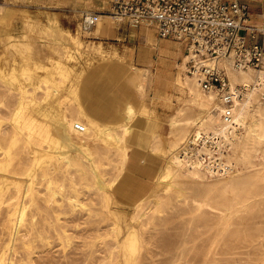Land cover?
I'll use <instances>...</instances> for the list:
<instances>
[{
    "label": "rangeland",
    "instance_id": "1",
    "mask_svg": "<svg viewBox=\"0 0 264 264\" xmlns=\"http://www.w3.org/2000/svg\"><path fill=\"white\" fill-rule=\"evenodd\" d=\"M112 1L0 0V264H264V200L245 207L217 241L200 234L205 218L193 222L183 200L166 198V186L157 193L160 210L135 217L142 192L168 165L173 115L198 108L189 103L186 80H193L180 41L166 40L173 48L161 49L153 72L134 65L129 48L100 39L105 22L118 21L103 17L82 28L85 13L106 12ZM147 27L155 45L159 37ZM133 67L145 82L141 99L128 81ZM93 78L119 117H98ZM98 178L107 188H98Z\"/></svg>",
    "mask_w": 264,
    "mask_h": 264
},
{
    "label": "bare ground",
    "instance_id": "2",
    "mask_svg": "<svg viewBox=\"0 0 264 264\" xmlns=\"http://www.w3.org/2000/svg\"><path fill=\"white\" fill-rule=\"evenodd\" d=\"M179 43L183 45V42ZM185 59L187 61V54ZM220 65L225 67L232 87L238 84L246 87L243 96L235 101L232 117L230 119L224 117L226 106L218 94L213 91H205L198 82L197 76L188 73L194 81L186 80L190 90V102H188L195 105L198 112L196 115L189 112L187 108L182 107L183 104L182 108L173 115L170 122L174 137L166 150L169 159L168 165L161 170L158 182L147 185L146 191L142 192L139 201L138 198H135L138 201L135 206V217H140L141 220V217L145 215L146 208L160 210L163 198L157 193L163 191L162 186H166V198L175 202L183 200L186 206H189L187 207L192 221L197 218H205L204 221L198 223L200 228L201 226L205 228L200 231V234H206L213 241L224 238L233 219L238 217L245 207L264 200V77L252 67L239 68L235 66L229 57L221 59ZM186 66L184 68H187ZM139 69V67H134V72ZM179 77L181 78L180 75ZM133 78L138 93L144 97L146 92L144 80L139 75L138 77L133 76ZM199 88L206 97L199 94L197 90ZM126 107L129 109L127 111L128 119L134 117L132 104L130 103ZM123 128L126 130V127ZM114 135L116 138H122L123 132H116ZM224 148L228 150L227 154L223 153ZM152 149L157 152L161 150V146L154 143ZM77 151L79 152V149ZM215 151L221 152V158H214L213 152ZM257 156H260L262 160H257ZM124 161L121 158L120 170L124 168ZM231 161L235 162L234 169H230ZM104 167L102 166V168ZM105 168L107 169V167ZM96 181L98 188H107V182L104 179L98 178ZM106 257L108 258V256Z\"/></svg>",
    "mask_w": 264,
    "mask_h": 264
},
{
    "label": "built area",
    "instance_id": "3",
    "mask_svg": "<svg viewBox=\"0 0 264 264\" xmlns=\"http://www.w3.org/2000/svg\"><path fill=\"white\" fill-rule=\"evenodd\" d=\"M102 16L151 26L159 38L183 42L187 72L205 91L218 94L227 119L246 87L231 86L220 60L229 57L235 66L252 67L264 77V26L247 23L248 6L240 0H113L106 12L85 13L82 28L92 29Z\"/></svg>",
    "mask_w": 264,
    "mask_h": 264
},
{
    "label": "crops",
    "instance_id": "4",
    "mask_svg": "<svg viewBox=\"0 0 264 264\" xmlns=\"http://www.w3.org/2000/svg\"><path fill=\"white\" fill-rule=\"evenodd\" d=\"M241 2L245 3L248 6L249 11V18L247 23L251 26H255L257 28H261L264 26V0H240ZM263 15V16H262ZM114 26H111L108 22H105V28L101 33V38L105 44L108 46H114L118 50L125 51V48H129V50L135 53L133 57L134 65H139L143 68L151 67L155 68L153 72L157 71V68L160 66V56H161V49L167 47L168 49L172 50L173 46L167 44L166 40L163 38H157L155 40V45L149 42V36L153 33L152 28H148L146 25H136L132 24L127 21L113 23ZM156 33V32H155ZM260 39L262 37L260 36ZM179 43V42H177ZM182 45L181 43H179ZM183 52L186 53V49L184 44ZM138 52V53H137ZM173 58H180V54H173ZM162 65V64H161ZM134 70V67H133ZM132 70V71H133ZM119 68H114L113 71H110L117 76L119 73ZM134 71L130 75L128 81L129 84L134 88L138 97L139 96L135 85L132 84L131 78L133 77ZM94 84H96V89L98 94H91L90 91L94 88ZM105 86L98 83V80L91 79L90 84L88 86V91L91 95V99L96 102V113L99 118H116L115 116L119 117V110L109 106V96H105L102 90H104ZM95 90V89H94ZM109 97V99H108ZM102 112V115H101Z\"/></svg>",
    "mask_w": 264,
    "mask_h": 264
}]
</instances>
